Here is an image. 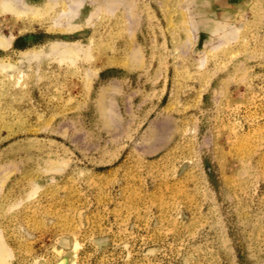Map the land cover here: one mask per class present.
<instances>
[{"label": "rangeland", "instance_id": "obj_1", "mask_svg": "<svg viewBox=\"0 0 264 264\" xmlns=\"http://www.w3.org/2000/svg\"><path fill=\"white\" fill-rule=\"evenodd\" d=\"M52 1L0 11L7 264H264V0Z\"/></svg>", "mask_w": 264, "mask_h": 264}, {"label": "bare ground", "instance_id": "obj_2", "mask_svg": "<svg viewBox=\"0 0 264 264\" xmlns=\"http://www.w3.org/2000/svg\"><path fill=\"white\" fill-rule=\"evenodd\" d=\"M7 1V0H6ZM9 1H11V0H9ZM54 1V0H53ZM52 1V2H53ZM56 1V0H55ZM54 1V2H55ZM80 1V0H79ZM78 1V2H79ZM82 1V0H81ZM114 1V0H113ZM116 1V0H115ZM119 1V0H118ZM11 2H14V0L13 1H11ZM11 2H1L0 3V11H2V12H9V13H12L13 15H15V16H22V15H28V14H31V15H33V16H40V10L39 9H37V10H33L32 8H29V7H24L23 5H21V6H23V7H21V6H18V5H15V3H11ZM67 3H68V1H66ZM78 2L76 3L75 1L74 2H72V3H74V5L75 4H78ZM17 3H19V2H17ZM50 4V3H49ZM48 4V5H49ZM83 4V3H82ZM56 5V2H55V4H53V6H55ZM80 5V4H79ZM58 6V5H57ZM49 9L50 8H52V6H50V7H48ZM62 8V7H61ZM48 10V9H47ZM71 10H73V6L71 7ZM73 13L74 12H66V14L64 15V16H67V18H68V16L69 15H73ZM70 22V21H69ZM69 25V24H68ZM77 26V25H76ZM64 27V26H63ZM67 27V26H66ZM74 27V26H73ZM67 29V28H66ZM65 29V30H66ZM70 29V28H69ZM69 29H68V31H69ZM8 43L7 42H5L2 38H0V48H2V49H5L6 47H8ZM51 48V47H50ZM66 48V47H65ZM69 48H72V47H69ZM63 57L65 58V59H73L74 58V52L72 51V50H70V49H66L64 52H63ZM68 62V61H67ZM0 248H2V247H0ZM8 253L6 252V251H2L1 253H0V259L4 262V264H7V262L9 261V258H8V255H7ZM7 259H8V261H7ZM65 262H63V263H61V264H64Z\"/></svg>", "mask_w": 264, "mask_h": 264}]
</instances>
